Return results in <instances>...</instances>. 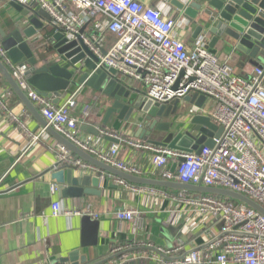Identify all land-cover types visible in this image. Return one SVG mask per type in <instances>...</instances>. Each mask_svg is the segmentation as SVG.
<instances>
[{"label":"built area","instance_id":"1","mask_svg":"<svg viewBox=\"0 0 264 264\" xmlns=\"http://www.w3.org/2000/svg\"><path fill=\"white\" fill-rule=\"evenodd\" d=\"M15 1L24 8L43 10L51 25L64 37L81 39L97 57V66L106 65L119 75L141 83L143 94L153 102L171 103L193 93L205 95L209 103L207 113L202 106L193 103L188 113H205L222 130L217 137L211 138V146L205 145L199 152L156 146L109 131L102 133L116 142L107 149H100L77 134L74 95L57 105L36 93L24 78L28 65L13 63L0 45L1 60L32 103L38 105L48 126L89 154L124 172L221 186L243 193L264 206V65L253 66L249 76L242 77L227 61L218 58L204 37L200 36L187 48L177 35L183 32L177 17L142 0ZM92 21L97 26L94 32L86 27ZM0 106L3 107L1 101ZM82 115L87 117L88 111L84 110ZM42 131L30 134L31 142L37 141ZM123 143L150 151V168L141 169L117 159L116 153ZM56 151L60 165L93 173L100 171L97 166L72 155L60 142H57ZM172 162H175L173 172L168 168ZM117 182L128 189L147 190L169 197L172 202L185 203L192 211L219 225L217 232L210 229L205 232L208 239L203 249L189 250L180 261L164 259L171 251L155 247L151 256L160 264H264V215L254 208L211 194H200L195 198L170 194L160 187L137 186L120 178ZM50 208L52 216L91 214L88 207L84 211L66 208L59 201L52 202ZM115 216L118 220L131 222L134 231L141 212L135 208L118 209ZM144 246L154 247L152 244ZM110 253L118 256L101 264H118L128 259L125 247L121 245L113 247Z\"/></svg>","mask_w":264,"mask_h":264},{"label":"crops","instance_id":"2","mask_svg":"<svg viewBox=\"0 0 264 264\" xmlns=\"http://www.w3.org/2000/svg\"><path fill=\"white\" fill-rule=\"evenodd\" d=\"M142 1L167 11L173 17L176 14L173 0ZM9 3L10 0H0V29L6 33L18 29L22 33L28 26L27 17ZM201 23L200 19L193 21L182 14L177 16V24L183 31L177 35L186 43L187 48L202 35L194 36ZM86 27L94 32L97 26L92 21ZM56 31L49 17H46L41 28L27 39L34 55L40 60L46 53L51 57L55 56L52 35ZM213 51L220 60L227 61L236 74L248 77L251 73L253 65L234 50L233 46L219 41ZM260 63L264 65V58H261ZM117 78L132 92L144 93L141 83L119 74ZM70 95H74L76 99L73 114L78 120L77 134L81 139L89 140L100 149H107L113 143L104 137L92 135L84 128L86 125H93L100 132H115L129 139L145 141L136 135L143 116L137 114L140 117L127 121L118 119V112L109 110L112 97L103 91L80 87L75 83L59 97L53 95L50 99L58 105ZM0 101L4 107L0 106V264H101L110 260L112 248L119 245L125 247L128 259L121 260L118 264H160L151 256L155 247L171 251L164 259L180 261L186 251L206 246L208 238L205 232L208 229L218 231L217 223L192 211L187 204L172 202L169 197L154 195L147 190L128 189L117 182V176L101 169L93 173L76 168L72 173L76 177L90 175L91 179L98 176V193L89 192L63 198L58 185L50 177L56 170L58 141L21 103L1 75ZM34 106L39 110L38 105ZM189 106L190 103L181 99L175 115L167 118V121L173 123L174 131L192 127L189 123L191 115L183 113ZM84 110L88 111L87 117L82 115ZM42 129L39 139L31 142L30 134ZM154 135L158 137L160 133ZM116 157L141 169L150 168L151 153L148 150L135 149L123 143L119 145ZM91 179L84 186L85 189H95ZM176 191L178 190L174 192ZM188 193L187 195H191V192ZM55 201L66 208L81 211L89 208L91 217L98 220L96 245L80 246L82 215H51L50 206ZM125 208H135L141 212L134 231L131 222L118 220L115 216L118 209ZM145 244H152L154 247L148 248ZM74 250L75 259L70 261L68 255ZM83 257L84 261L81 260ZM106 258L108 260L103 261Z\"/></svg>","mask_w":264,"mask_h":264},{"label":"water","instance_id":"3","mask_svg":"<svg viewBox=\"0 0 264 264\" xmlns=\"http://www.w3.org/2000/svg\"><path fill=\"white\" fill-rule=\"evenodd\" d=\"M172 3L176 9L174 18L182 14L193 21L201 20L202 23L196 28L194 36L202 34L201 36L206 39L209 48L213 50L215 44L220 41L225 45L233 46L234 50L245 56L253 66H263L260 61L261 58H264V0H173ZM9 4L21 15L27 17L28 26L23 29L22 33L18 29L9 33L0 29V45L13 63L28 65L24 78L39 95L49 99L53 95L59 97L62 92L68 91L70 85L73 86L75 83L80 87H92L103 91L112 97L113 101L109 110L117 111L118 119L127 121L143 116L141 127H138L136 135L156 146H167L185 152H199L203 146H211L213 144L211 138L217 137L221 133L222 128L214 124L205 113L190 116L191 128L174 131L173 123L167 121V118L175 115L180 99L176 98L171 103H159L153 102L144 94L132 92L120 82L117 78L118 73L113 68L106 65L97 66V57L89 51L79 37L69 40L64 37L61 31H56L52 35L55 56L51 57L46 53L40 60L34 55L27 39L41 28L43 19L48 15L38 7H32V11L31 8H24L15 0H10ZM0 75L21 103L52 137L65 145L72 155L97 166L102 171L137 185L191 192L195 198L200 194L230 198L241 201L264 215L263 205L232 189L200 183H184L175 178H164L158 175L127 173L99 160L47 125L40 111L34 106L26 91L19 86L18 81L12 76L11 71L1 58ZM182 101L202 106L206 113L209 109L207 98L203 94L186 95ZM84 128L94 136L116 142L115 139L104 135L93 125H86ZM157 132L160 133L158 137L154 135ZM179 160L182 158L180 157ZM55 167L56 170L50 174V177L58 185V191L63 198L99 192L96 189L99 181L98 176L92 179L90 175L73 176L75 167L60 166L58 162L55 163ZM174 168L175 162H172L170 171L173 172ZM90 179L95 189L84 188ZM80 228V246L96 245L98 220L93 219L90 214H83L80 219ZM75 254L76 250L70 252L68 259L73 261ZM116 256L118 254L111 255L109 259ZM84 259V257L81 258L82 261ZM106 260L108 259L103 261Z\"/></svg>","mask_w":264,"mask_h":264},{"label":"trees","instance_id":"4","mask_svg":"<svg viewBox=\"0 0 264 264\" xmlns=\"http://www.w3.org/2000/svg\"><path fill=\"white\" fill-rule=\"evenodd\" d=\"M32 9V8H31ZM54 27V26H53ZM54 29H55V27H54ZM44 30V29H43ZM44 32L45 33H47V31H45L44 30ZM165 191H167L168 193H179V194H182V195H187V194H189L188 192H183V191H181V192H179V191H176V192H174V191H172V190H168V189H165Z\"/></svg>","mask_w":264,"mask_h":264},{"label":"rangeland","instance_id":"5","mask_svg":"<svg viewBox=\"0 0 264 264\" xmlns=\"http://www.w3.org/2000/svg\"><path fill=\"white\" fill-rule=\"evenodd\" d=\"M143 88H144V87H143ZM143 90H144V89H143ZM143 90H142V91H143ZM186 112H188V109H186V111H183V113H186ZM188 114H189V113H188ZM188 116H189V115H188Z\"/></svg>","mask_w":264,"mask_h":264}]
</instances>
